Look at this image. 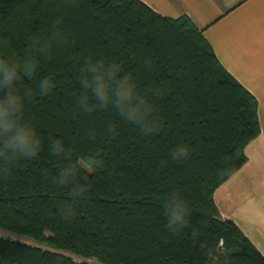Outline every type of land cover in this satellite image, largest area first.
I'll use <instances>...</instances> for the list:
<instances>
[{
	"label": "trees",
	"instance_id": "obj_1",
	"mask_svg": "<svg viewBox=\"0 0 264 264\" xmlns=\"http://www.w3.org/2000/svg\"><path fill=\"white\" fill-rule=\"evenodd\" d=\"M55 31L63 42L53 43L48 57L36 54L35 75L21 71L18 86L34 93L24 118L42 145L37 158L12 161L10 174L0 175V264H90L59 251L96 264H264L215 201L261 133L258 101L203 31L188 16H163L142 0H76L72 7L65 0H0V59L21 69L33 41L44 43ZM89 57L134 76L155 105L156 131L143 134L110 107L80 110V68ZM46 76L55 86L40 96ZM50 138L62 140L75 162L97 153L103 160L99 169L82 168L78 179L87 177L90 188L71 219L61 215L72 203L69 190L49 182L65 163L50 155ZM179 144L191 149L182 162L170 156ZM173 193L187 208L175 233L164 214Z\"/></svg>",
	"mask_w": 264,
	"mask_h": 264
},
{
	"label": "clouds",
	"instance_id": "obj_2",
	"mask_svg": "<svg viewBox=\"0 0 264 264\" xmlns=\"http://www.w3.org/2000/svg\"><path fill=\"white\" fill-rule=\"evenodd\" d=\"M68 6H75L76 0H65ZM56 23H59L57 21ZM63 42L59 31L53 32L52 37L41 43L34 40L32 47L25 53L21 69L5 59H0V175L10 174V163L23 159L37 158L41 151L42 140L35 127L25 120L24 115L27 101L33 96V90L28 88L21 91L18 86L21 81V71L29 78L35 75L38 68L36 54L48 57L53 43ZM82 93L78 100V107L85 113L95 110L112 108L120 118L138 127L145 135L156 131L155 105L138 90L136 79L131 73H123L121 66L115 62L108 63L104 59L86 58L80 68L79 75ZM54 83L50 77H43L38 82L40 96L49 95ZM111 135L117 134V125H108ZM94 138V134H93ZM50 155L62 158L65 163L59 171L49 177V182L58 188H67L72 203L61 207V215L71 219L75 214L73 205L76 199L84 197L90 184L78 179L82 168L99 169L103 160L97 155L82 157L83 163L72 160V150L67 148L60 139L50 138L48 144ZM191 149L187 144L175 146L170 156L177 162H182L190 155ZM163 163V162H162ZM167 222L165 228L171 232H178L183 227L187 208L178 193H173L164 205Z\"/></svg>",
	"mask_w": 264,
	"mask_h": 264
},
{
	"label": "crops",
	"instance_id": "obj_3",
	"mask_svg": "<svg viewBox=\"0 0 264 264\" xmlns=\"http://www.w3.org/2000/svg\"><path fill=\"white\" fill-rule=\"evenodd\" d=\"M169 18L188 16L223 66L258 101L261 133L248 161L215 192L223 218L234 221L264 255V0H142Z\"/></svg>",
	"mask_w": 264,
	"mask_h": 264
},
{
	"label": "rangeland",
	"instance_id": "obj_4",
	"mask_svg": "<svg viewBox=\"0 0 264 264\" xmlns=\"http://www.w3.org/2000/svg\"><path fill=\"white\" fill-rule=\"evenodd\" d=\"M59 252L62 253V254H64V255H66V256L72 257L76 262H79V263H83V262L90 263V264H96V263H98L97 260H95V259H85V258H81V257H75V256H73V255H71V254H69L67 252H63V251H59Z\"/></svg>",
	"mask_w": 264,
	"mask_h": 264
},
{
	"label": "built area",
	"instance_id": "obj_5",
	"mask_svg": "<svg viewBox=\"0 0 264 264\" xmlns=\"http://www.w3.org/2000/svg\"><path fill=\"white\" fill-rule=\"evenodd\" d=\"M4 235H5V233L0 231V236H4Z\"/></svg>",
	"mask_w": 264,
	"mask_h": 264
}]
</instances>
